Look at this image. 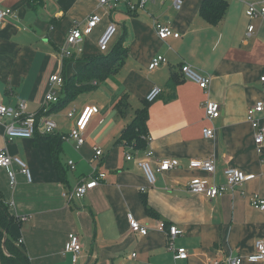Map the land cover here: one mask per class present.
Wrapping results in <instances>:
<instances>
[{"label": "crops", "instance_id": "1", "mask_svg": "<svg viewBox=\"0 0 264 264\" xmlns=\"http://www.w3.org/2000/svg\"><path fill=\"white\" fill-rule=\"evenodd\" d=\"M205 1L183 0L175 10L172 0H151L133 13L124 4L106 13L98 0H0V9L10 8L17 15L0 28V104L14 107L23 101L27 115L38 116L53 74L83 87L70 102L48 105L57 126L54 134L12 140L0 135V150L21 160L30 173L28 181L15 163L0 168V197L13 218L8 234L29 264H72L71 254L65 253L70 234L81 243L76 264H208L235 257L241 258L240 264H262L247 260L255 242L264 241V210L251 205L254 195L264 199V146L255 145L247 110L264 102V20H249L246 6L237 0H217L226 9L220 20L210 23L200 15ZM93 13L100 16L99 24L68 48L69 31ZM154 22L179 38L160 40ZM111 23L117 30L103 53L98 41ZM250 25L254 30L248 35ZM65 47L71 56L61 60L58 52ZM156 56L166 62L151 70ZM183 64L209 77V87L201 90L184 79ZM155 87L161 94L148 103L145 98ZM93 91L92 97H83ZM59 94L63 101L64 91ZM207 102L220 105L219 118H205ZM89 105L99 113L77 149L61 136L74 123L67 114H79ZM139 115L146 119L144 134L126 143L123 133ZM254 118L264 127V110ZM206 128L214 130L213 138L203 137ZM57 137L55 161L48 139ZM95 149L102 152L98 160ZM147 151L153 152L152 167L173 159L180 165L156 174L150 186L136 165ZM209 159L215 163L211 175L189 166L190 160ZM227 168L253 179L215 199L188 191L193 180L224 184ZM94 169L106 175L101 184L68 201L63 194ZM8 171L15 175L14 186ZM128 214L148 229L145 236L131 232ZM22 217L28 219L20 221ZM160 222L182 231L174 248L185 249L186 259H174L165 232L156 229Z\"/></svg>", "mask_w": 264, "mask_h": 264}, {"label": "built area", "instance_id": "2", "mask_svg": "<svg viewBox=\"0 0 264 264\" xmlns=\"http://www.w3.org/2000/svg\"><path fill=\"white\" fill-rule=\"evenodd\" d=\"M151 0H138L136 3H132L130 0H98V6L105 8L106 13L112 12L117 9L120 5L124 4L127 6L130 12H136L138 9H143L144 6ZM246 6L245 14L249 20H264V6L262 5L264 0L254 1V0H237ZM173 7L175 10H180L183 5V0H172ZM17 15L10 9H0V28L10 20H16ZM101 18L97 14H91L81 26L75 25L68 33L66 45L67 47H75L82 40L83 36L88 35L100 22ZM153 29L156 36L160 40H166L168 38H179V34L172 31L168 26L154 22ZM117 30L116 24L111 23L102 34L98 41V49L100 52H107L108 45L112 37ZM254 27L250 25L248 27V35L252 34ZM65 47L58 52L59 59H65L71 56L70 50ZM166 60L163 56H156L152 59L150 64V69L155 70L161 65L165 64ZM180 73L182 77L190 82H193L201 90H206L210 84V78L203 76L193 70L189 65L183 64L180 67ZM264 83V77L260 79ZM64 85V78L60 74H53L49 80L50 90L46 94L44 103L42 105L41 113L42 115H27L25 111V103L23 101L16 104L14 107H8L6 105L0 104V135L6 140L12 139H30L38 134L40 136H47L54 134L56 132V123L48 114L49 104H58L60 98L58 96L59 91H63L62 87ZM161 94L159 88H153L146 96V101L148 103L154 102ZM264 110V102H257L247 110V121L251 124L252 128L255 130L254 142L257 148L264 146V127H260L257 120L254 118L255 113H260ZM205 118L208 120H214L219 118L221 115V107L218 103L207 102L204 105ZM99 113L97 106L89 105L85 106L83 110L77 114L74 111H70L67 114V118L74 120L72 127L70 128L68 134L61 136V140H72L75 147L78 149L84 143V134L88 128L91 119ZM204 138H213L214 130L206 128L202 130ZM150 140V139H149ZM94 158H98L102 155L101 150L95 149ZM153 157L152 151H147L145 158L138 160L136 165L141 169L144 177L150 186H153L156 181V174L164 173L172 169L179 167L178 160H161L156 162V166L152 167L150 159ZM127 161H131V155L126 156ZM15 163L19 172L23 174L28 181H30V173L27 166L18 158H11L6 149L0 150V168H8L10 165ZM190 168H196L203 170L210 175L215 172L214 160H190ZM68 167L74 169V162L69 161ZM9 178L10 186L15 185V175L12 171L7 173ZM224 184L216 185L210 183L207 179L203 180H193L191 181L187 188L192 194L202 195L209 199H215L217 196L222 195L225 192L232 191L234 188L241 186L242 184L251 181L253 175H246L236 169L227 168L223 171ZM105 173L97 172L96 169L93 171L87 180H82L79 185L72 191H67L63 196L68 200H73V198H82L87 194V192L96 188L105 179ZM144 192V188L141 189ZM251 205L258 208L259 210H264V199L260 198L258 195H254L251 199ZM128 223L131 232L138 233L141 236H145L148 233V229L142 227L137 221H135L130 214L127 216ZM27 217L20 218V221H26ZM156 229L158 231L165 232L167 238V248L173 252L175 260H184L187 258V252L183 248H174V239L182 234V231L173 225H166L163 222L157 224ZM81 252V243L76 235L70 234L68 236V241L65 246V253L71 254L72 264H76ZM249 262L262 263L264 264V241L257 240L255 242V252L253 255L247 258ZM241 258H227L224 262L219 260H214L208 264H240Z\"/></svg>", "mask_w": 264, "mask_h": 264}, {"label": "trees", "instance_id": "3", "mask_svg": "<svg viewBox=\"0 0 264 264\" xmlns=\"http://www.w3.org/2000/svg\"><path fill=\"white\" fill-rule=\"evenodd\" d=\"M225 9L226 6L222 2H218L217 0H206L200 8V15L210 23H216L222 18ZM92 72L83 78L85 82L90 80L92 74H96L98 77L100 73V76H103L100 71H95V73ZM82 88V86L76 85L74 81L67 82L64 79V85L62 89L65 93V99H63V101H59L58 104L63 105L62 103L70 102L82 90ZM40 115L41 112L38 114V116ZM145 122L146 119L143 115H139L137 118H135V120H133L124 131L123 141L130 143L132 140H140L144 134ZM48 141L52 158L56 161L55 157L58 153L60 138H50ZM12 221L13 218L9 214L7 207L3 204V201L0 197V257L2 263L29 264L28 257L22 247L19 244L16 245V243L10 238L8 234Z\"/></svg>", "mask_w": 264, "mask_h": 264}, {"label": "rangeland", "instance_id": "4", "mask_svg": "<svg viewBox=\"0 0 264 264\" xmlns=\"http://www.w3.org/2000/svg\"><path fill=\"white\" fill-rule=\"evenodd\" d=\"M94 93H95V91L90 92V93H88V94L83 95V97H86V96L92 97V95H93ZM59 97H61V99H62V95H61V94H59ZM83 97H82V98H83Z\"/></svg>", "mask_w": 264, "mask_h": 264}]
</instances>
